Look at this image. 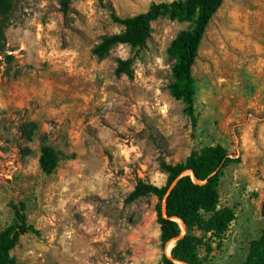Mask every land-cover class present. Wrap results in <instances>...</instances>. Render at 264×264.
Listing matches in <instances>:
<instances>
[{
	"label": "rangeland",
	"instance_id": "374dc122",
	"mask_svg": "<svg viewBox=\"0 0 264 264\" xmlns=\"http://www.w3.org/2000/svg\"><path fill=\"white\" fill-rule=\"evenodd\" d=\"M172 1L71 0L64 13L60 0H0V232L20 203L40 232L21 237L15 264H161L171 254L158 199L128 197L139 181L165 185L163 161L207 146L241 161L219 187L235 220L221 247L200 250L203 264H244L264 232V0H224L211 20L192 70L194 119L169 90L168 48L191 23L161 18L145 47L92 53L123 30L113 13ZM120 59H132V76L115 74ZM44 144L59 155L51 175Z\"/></svg>",
	"mask_w": 264,
	"mask_h": 264
},
{
	"label": "trees",
	"instance_id": "16d2710c",
	"mask_svg": "<svg viewBox=\"0 0 264 264\" xmlns=\"http://www.w3.org/2000/svg\"><path fill=\"white\" fill-rule=\"evenodd\" d=\"M70 3L71 0H60L61 11L67 13ZM223 3L224 0H175L154 3L148 11L133 17L122 18L113 13V22L121 25L123 30L104 36L92 53L101 58L119 44L134 49L145 47L152 35V24L161 18L191 23V28L178 34L168 48V54L175 59L169 90L174 99L185 103L184 112L194 119L196 85L193 66L207 28ZM115 74L132 76V59L118 60ZM240 161L221 145L207 146L193 150L183 162L171 164L163 161L161 169L167 175L165 185L139 181L135 186L128 201L155 196L158 199L156 210L162 245L166 247L175 240L171 257L165 254L161 264H203L201 249L210 255L216 241L217 247L222 246L223 237L235 220V213L231 208L220 207L219 187L225 170ZM59 163L55 148L42 145L39 157L41 170L51 175L56 172ZM13 209V223L0 232V264H15L11 252L21 237L40 233L28 221L26 204L14 205ZM262 213L264 216V204ZM178 219L185 225L184 235ZM244 264H264V232L250 243Z\"/></svg>",
	"mask_w": 264,
	"mask_h": 264
},
{
	"label": "bare ground",
	"instance_id": "6f19581e",
	"mask_svg": "<svg viewBox=\"0 0 264 264\" xmlns=\"http://www.w3.org/2000/svg\"><path fill=\"white\" fill-rule=\"evenodd\" d=\"M182 226H183V224H182V222L180 221V220H177ZM184 227V226H183ZM182 227V228H183ZM174 242H175V240L174 241H172V242H170L169 244H168V247H167V253L168 254H171V252H172V250H173V247H174Z\"/></svg>",
	"mask_w": 264,
	"mask_h": 264
},
{
	"label": "water",
	"instance_id": "95a60500",
	"mask_svg": "<svg viewBox=\"0 0 264 264\" xmlns=\"http://www.w3.org/2000/svg\"><path fill=\"white\" fill-rule=\"evenodd\" d=\"M191 174H192V177H193V179L196 181V179H195V177H194V174L192 173V172H190ZM165 207H166V205H165ZM178 220H180V219H178ZM181 221V220H180ZM182 222V221H181ZM179 223V222H178ZM182 224H183V230L185 231V233L184 234H186V228H185V225H184V223L182 222ZM183 234V235H184ZM169 257H171V255H168Z\"/></svg>",
	"mask_w": 264,
	"mask_h": 264
}]
</instances>
